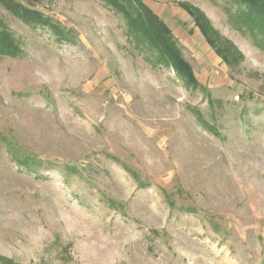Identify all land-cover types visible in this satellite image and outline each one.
<instances>
[{
	"label": "rangeland",
	"instance_id": "obj_1",
	"mask_svg": "<svg viewBox=\"0 0 264 264\" xmlns=\"http://www.w3.org/2000/svg\"><path fill=\"white\" fill-rule=\"evenodd\" d=\"M13 1L46 22L0 3L16 50L0 54V264H264V43L238 5L141 0L188 82L139 16Z\"/></svg>",
	"mask_w": 264,
	"mask_h": 264
},
{
	"label": "trees",
	"instance_id": "obj_2",
	"mask_svg": "<svg viewBox=\"0 0 264 264\" xmlns=\"http://www.w3.org/2000/svg\"><path fill=\"white\" fill-rule=\"evenodd\" d=\"M102 1L108 6L117 9L121 15L131 22L135 20L136 16H139L144 24V31L142 30L141 36H143V34L148 35V40H150V43L154 46L153 49L154 51L156 50L157 56L161 54L164 64L171 65L180 76L185 75V78H187L186 81L194 82L195 76L192 73L190 65L182 59L176 45L172 41L168 42L170 39L168 37L170 30L166 23L147 5L141 0ZM227 1H231L234 5H238V11L233 15L235 23H237L235 27L240 29L243 33L247 31L248 35L255 41V45H257V47H262V42L264 43V0ZM0 3L7 9L19 14L22 20L27 24L34 25L46 22L42 14L35 10L26 9L13 0H0ZM185 11L195 21V25L200 29V33L204 36L206 42L216 45L215 41L211 38V34H215L216 32L209 25L204 14L195 9L192 12L187 9ZM223 41L228 43L225 38H223ZM15 52V46L9 39L8 34L0 29V54L13 55ZM217 53H220V56L226 60L224 52L217 51Z\"/></svg>",
	"mask_w": 264,
	"mask_h": 264
}]
</instances>
